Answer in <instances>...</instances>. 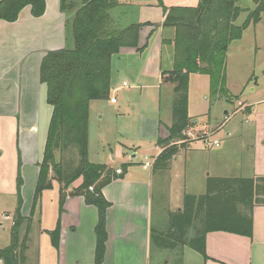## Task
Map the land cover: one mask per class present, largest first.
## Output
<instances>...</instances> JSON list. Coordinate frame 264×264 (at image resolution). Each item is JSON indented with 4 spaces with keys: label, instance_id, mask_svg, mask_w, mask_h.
I'll list each match as a JSON object with an SVG mask.
<instances>
[{
    "label": "crops",
    "instance_id": "1",
    "mask_svg": "<svg viewBox=\"0 0 264 264\" xmlns=\"http://www.w3.org/2000/svg\"><path fill=\"white\" fill-rule=\"evenodd\" d=\"M118 2V7L123 10L126 7L130 11L134 9L140 23H159L160 26L156 29L151 25L143 26L139 46L121 47L114 59L132 55L139 58L145 54L146 65L143 72L149 71L151 77H156L160 88L166 84L173 89L174 81L168 77L173 69L174 46L170 40L174 37V29L164 27L163 7L197 6L199 0ZM46 4V11L40 17H34L30 8L24 28L16 26V21H0V229L8 234L13 224V215L7 213L2 217V213L11 209L12 203L17 201L19 170L24 181L22 212H31L39 165L45 149L46 125L49 131L50 106L53 111L48 102L47 84L41 80V63L48 51L65 48L68 41L67 12L62 11L61 0H47ZM48 15H53L50 26L55 25V28H35L34 24L30 25L35 23L30 22V19H43ZM147 43V47L142 48ZM165 59L169 61L171 68L163 67ZM190 87L191 83L189 89ZM154 100L157 98L154 97ZM158 102L160 103V98ZM190 109L189 98V115L192 118L189 131L209 127H199L198 121L194 119L197 115H191ZM239 109L246 113L251 125L245 126L247 128L243 131L238 126L231 128L222 137L220 126L209 128L215 129L209 133V140L219 141L218 147L210 146L204 139L192 136V140L180 149L167 169H156L152 161L161 150L158 138L166 137L169 133L168 129L173 121L172 112L167 119L157 112L158 117L149 119L148 127L145 123L142 124V137L151 144L147 150L152 156L151 161H146L151 162L149 166L144 167L145 162L135 161L140 153L135 144L128 145L120 140L116 158H121L122 165H130L123 177L113 179L103 189L104 195L111 202L107 212L108 241L103 264H153L151 257L156 255L151 242L153 231L167 233L169 213L182 209L186 193L204 194L208 177L256 178L264 175V100L244 102ZM228 112H225L226 120L232 115ZM242 135L246 137L240 138ZM234 138L239 141L243 138L247 140L242 142L232 170L223 160L225 154L220 152L224 141ZM133 151V154L129 153ZM214 154L216 155L212 156ZM114 155L109 157L112 162L116 161ZM105 164L114 169L122 167ZM59 184L53 183L51 189L43 192L37 208L39 216H34L29 235L26 264H95L97 208L88 205L83 196L68 195L61 211ZM36 220L39 221V226ZM58 220L61 232L59 248H56L49 231L54 230ZM166 224L167 232L164 231ZM158 251L161 252L160 249ZM174 251L182 256V264H264V205L256 204L254 207L251 236L226 231L209 232L206 239L207 259L200 253L190 252V248L185 245ZM0 264L3 262L0 261Z\"/></svg>",
    "mask_w": 264,
    "mask_h": 264
},
{
    "label": "trees",
    "instance_id": "2",
    "mask_svg": "<svg viewBox=\"0 0 264 264\" xmlns=\"http://www.w3.org/2000/svg\"><path fill=\"white\" fill-rule=\"evenodd\" d=\"M239 1L199 0L197 6L163 7V25L174 29V37L170 40L174 46V61L168 77L174 81V99L169 133L157 140L161 150L154 162L156 169H167L180 149L192 140L186 134L192 119L189 115L191 74L210 77L212 96L229 95L225 84L229 46L242 37L250 22L256 24L261 20L264 11V0H255L256 7L249 13L246 22L238 25L236 20L243 10ZM27 5L32 6L35 17L45 13L46 0H5L0 4V19L16 21ZM75 6V3L61 0L62 11L74 13L70 24L74 47L49 51L41 63V80L47 84L48 102L53 107V113L29 215L22 213L23 178L20 170L18 173V204L11 227L12 239L8 246L0 248V261L4 264H26L35 212L43 192L53 187V179L61 183V211L68 195L83 196L88 205L97 208L95 264H103L105 259L107 212L111 202L103 189L113 179L123 177L130 164L124 163L123 173L118 174L116 169L105 163L89 160V103L109 99L114 56L123 46L138 47L141 28L151 23H132L122 28L114 25L110 11L119 6L118 0H80V4ZM78 120L84 126L81 135L77 134L73 125ZM74 149L78 152V163L73 157ZM58 150L63 154L59 161L56 158ZM66 153L69 155L67 160L64 158ZM81 178L82 183L68 191ZM256 204L264 205V175L256 178L209 177L204 194L186 193L182 209L169 213L167 233L153 231L152 245L172 250L185 245L207 259L206 239L209 232L252 235ZM60 232L58 220L54 230L49 231L56 248H59ZM178 256L173 264H182V257Z\"/></svg>",
    "mask_w": 264,
    "mask_h": 264
},
{
    "label": "rangeland",
    "instance_id": "3",
    "mask_svg": "<svg viewBox=\"0 0 264 264\" xmlns=\"http://www.w3.org/2000/svg\"><path fill=\"white\" fill-rule=\"evenodd\" d=\"M66 2L70 4L75 3V7L80 4V0H66ZM239 5L243 10L236 20V23L238 25H243L246 22L249 13L256 7V3L255 0H240ZM30 8L32 11L31 5H27L21 10L19 17L16 20V22H18L16 26L24 28L27 25L26 14L30 11ZM126 8L127 9L123 10L116 7L110 11V17L113 19L114 25L119 28L126 27L132 23H140L137 16H135L136 11L134 9L130 11L129 7ZM31 14L33 15L32 12ZM73 14V11L66 13L68 26L67 48L74 47L73 31L70 25L73 19ZM53 18V15H48L43 19L32 18L30 19V22L33 21L35 23L30 24L29 22V24H34L35 28H55V25L50 26V24L53 23ZM0 21L11 22L4 19H0ZM159 26V23H151L150 27L157 28ZM112 64V88L110 96L115 95L118 102L112 104L108 99L90 101V119L88 128L89 160L94 163H111L113 165L121 166V158H116V153L118 151L117 146L121 140L128 145L135 144L137 149H140V153L135 160L136 162L151 161L152 156L150 155V152L147 151L151 144H149L150 141L148 139L142 137L141 127L144 123L148 127V122H150L149 119L158 117L157 112L160 113L164 119L169 117L172 112L174 89H171V87H168L166 84L160 88L159 80L156 77H151L152 75L149 74V71L143 72L146 65L145 54L139 58L132 55L130 57L125 56L122 59H113ZM163 67L171 68L168 60L165 59L163 61ZM190 77H192V81L190 82L191 87L189 89L191 105L190 113L194 116L197 115L193 117L198 121L200 125L199 127H203V125L209 126L198 131L192 130V135H188L190 138H192V136L199 137L200 139L207 138L209 133L215 130L209 129L211 127L214 128L220 126L219 128L222 130V135L220 136L222 137L223 134L231 128L238 126L242 129L241 131H243L247 128L245 126L251 125L252 122L247 118L246 113L239 108L244 102L253 103L255 101L264 100V11L261 14V20L256 24L250 22L244 30L242 37L234 40L229 46L225 70V84L229 90L228 96L221 97V94H218L217 96L211 95V83L208 75L194 73L191 74ZM123 81L128 83L127 87H121ZM113 88H115V90H113ZM154 97H156L157 100H154ZM159 98L160 103L158 102ZM236 110L238 111L235 112ZM227 111L230 112V115L232 114L229 120H226L225 112ZM52 113L53 111L50 106L49 122ZM80 122L81 121L78 120V122L73 125L76 127L77 134L81 135L83 134L82 130L84 129V126H81ZM122 129L124 130L120 131ZM119 131L123 133L120 134ZM47 136L48 125H46L45 130V146ZM242 137L246 136H240V138ZM200 139L199 141L202 142ZM246 140L247 138H243L240 141L234 138L230 141H224L220 153L225 154L223 160L226 162L227 166H231L232 170L234 169V158L240 154L241 146L243 145L242 142ZM213 151L215 152V150ZM73 153L75 162L78 163L77 150L74 149ZM129 153L133 154L134 151ZM111 154H115L116 161L112 162L110 160L109 157ZM215 155L216 154L212 156ZM56 156L57 161H59L61 157L63 158V154L61 155L59 150L57 151ZM68 156L69 155L66 153L64 158L67 160ZM191 175L192 174H189L190 177H192ZM208 178L206 180L205 192L207 190ZM52 182L56 183L59 181L53 179ZM81 183L82 178L73 183L72 188L79 186ZM17 204L18 198L16 202L12 203L11 209H7V212L2 213V217L8 213L12 214L14 218L16 210L15 205L17 207ZM29 205L31 206V202ZM9 206L11 207V204ZM38 212L39 211L36 210L35 217L39 216ZM23 214L29 215V210H26ZM0 219L2 221V218ZM35 222L38 226L40 225L39 221L36 220ZM6 223L9 224L7 221ZM164 231H168V224L165 225ZM23 233L24 228L22 229V234ZM11 239V228L10 234L3 232L2 229H0V248L8 246L11 243ZM153 247V250L156 249L154 251L156 255H152L151 257L153 264H166V261H172L170 264H173L175 260H177V257H179L172 249H160L161 252H159L158 247ZM190 250V252H194V254H199L192 248H190Z\"/></svg>",
    "mask_w": 264,
    "mask_h": 264
},
{
    "label": "built area",
    "instance_id": "4",
    "mask_svg": "<svg viewBox=\"0 0 264 264\" xmlns=\"http://www.w3.org/2000/svg\"><path fill=\"white\" fill-rule=\"evenodd\" d=\"M122 86L126 87V86H128V83H127L126 81H124L123 84H122ZM110 101H111L112 103H117V97H116V96H114V97H110ZM186 134H187V135H192V132L189 131V130H187V131H186ZM210 135H211V134H210ZM210 135H208V137L204 139L205 142H206L208 145H214V146H217V147L220 146L219 141H217V140H214V141L209 140ZM154 162H155V160L152 161V163H154ZM150 164H151V162H145V163H144V167L149 166ZM116 172H117L118 174L123 173V169H122V167L117 168V169H116ZM90 188L93 189L92 187H90Z\"/></svg>",
    "mask_w": 264,
    "mask_h": 264
},
{
    "label": "water",
    "instance_id": "5",
    "mask_svg": "<svg viewBox=\"0 0 264 264\" xmlns=\"http://www.w3.org/2000/svg\"><path fill=\"white\" fill-rule=\"evenodd\" d=\"M5 0H0V4L2 3V2H4Z\"/></svg>",
    "mask_w": 264,
    "mask_h": 264
}]
</instances>
